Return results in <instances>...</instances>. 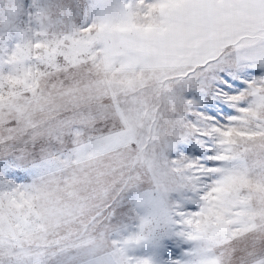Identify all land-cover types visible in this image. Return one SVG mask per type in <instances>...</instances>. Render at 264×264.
<instances>
[{
  "label": "snow or ice",
  "instance_id": "6c2138e0",
  "mask_svg": "<svg viewBox=\"0 0 264 264\" xmlns=\"http://www.w3.org/2000/svg\"><path fill=\"white\" fill-rule=\"evenodd\" d=\"M0 264H264V0H0Z\"/></svg>",
  "mask_w": 264,
  "mask_h": 264
}]
</instances>
